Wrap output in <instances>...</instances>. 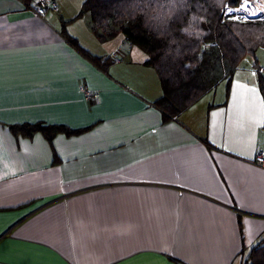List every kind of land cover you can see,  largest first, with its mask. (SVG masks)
I'll use <instances>...</instances> for the list:
<instances>
[{"label": "crops", "instance_id": "crops-1", "mask_svg": "<svg viewBox=\"0 0 264 264\" xmlns=\"http://www.w3.org/2000/svg\"><path fill=\"white\" fill-rule=\"evenodd\" d=\"M30 1L0 0V264H241L264 239L263 55L167 116L146 53L113 59L126 39H97L85 0L44 18Z\"/></svg>", "mask_w": 264, "mask_h": 264}, {"label": "trees", "instance_id": "trees-1", "mask_svg": "<svg viewBox=\"0 0 264 264\" xmlns=\"http://www.w3.org/2000/svg\"><path fill=\"white\" fill-rule=\"evenodd\" d=\"M28 1V0H25ZM238 0H85L77 18L87 13L100 41L122 34L147 55L144 64L157 72L162 96L155 102L167 116L181 112L212 91L228 86L245 55L264 48V19L239 21L222 13L224 2ZM264 2V0H262ZM66 39L78 47L66 33ZM99 67L110 64L87 55ZM258 86L264 99V76L256 61ZM14 135L40 132L51 140L58 132L76 133L62 125L23 123L9 126ZM241 264H264V239Z\"/></svg>", "mask_w": 264, "mask_h": 264}, {"label": "built area", "instance_id": "built-area-1", "mask_svg": "<svg viewBox=\"0 0 264 264\" xmlns=\"http://www.w3.org/2000/svg\"><path fill=\"white\" fill-rule=\"evenodd\" d=\"M243 0H238L234 5L229 4L227 1L224 2L222 13L227 19L247 21V20H262L264 19V2L262 0H248L249 7L248 10L233 11L229 13L228 8L233 10L240 8ZM26 7L35 15L40 18H44L47 11L57 12L59 10V5L57 0H32L30 2H25ZM128 43L124 42L119 46V48L111 53L113 59L117 58L118 51H121L127 47ZM89 98H97L98 93L92 91H85ZM250 162L264 169V150L257 149L254 156L250 159Z\"/></svg>", "mask_w": 264, "mask_h": 264}, {"label": "rangeland", "instance_id": "rangeland-1", "mask_svg": "<svg viewBox=\"0 0 264 264\" xmlns=\"http://www.w3.org/2000/svg\"><path fill=\"white\" fill-rule=\"evenodd\" d=\"M59 11V10H58ZM57 11V12H58ZM125 42H127V41H125ZM133 49H136V50H138V51H140L141 53H142V50L141 49H139L137 46H135V45H133ZM247 55H249V54H247ZM254 55H263V58H261L259 61L260 62H258L257 61V59H255L254 60V63H255V61H256V63H257V65L259 66V68H262V70H264V48H258L257 50H256V53L254 54Z\"/></svg>", "mask_w": 264, "mask_h": 264}, {"label": "snow or ice", "instance_id": "snow-or-ice-1", "mask_svg": "<svg viewBox=\"0 0 264 264\" xmlns=\"http://www.w3.org/2000/svg\"><path fill=\"white\" fill-rule=\"evenodd\" d=\"M233 2H235V0H233ZM248 7H249V3H248V0H243V2L241 3V6L240 8H237L235 10H233L232 8H228L227 11L229 13L233 12V11H241V10H245L247 11L248 10Z\"/></svg>", "mask_w": 264, "mask_h": 264}]
</instances>
